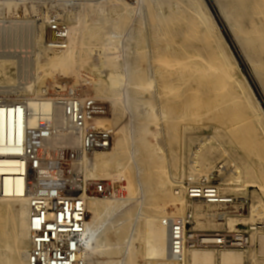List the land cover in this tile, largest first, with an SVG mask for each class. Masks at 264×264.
<instances>
[{
	"label": "bare ground",
	"instance_id": "6f19581e",
	"mask_svg": "<svg viewBox=\"0 0 264 264\" xmlns=\"http://www.w3.org/2000/svg\"><path fill=\"white\" fill-rule=\"evenodd\" d=\"M19 1H24V2L32 1V2H29L26 9L24 8L26 10L24 12L25 15H22L24 18L15 19V18H11L12 15L11 17H9L8 15L7 18H10V19L5 20V17L7 14L5 15L6 11L4 13V9L8 7L13 8L12 5L13 6L15 5L14 7H16L17 2ZM57 1H61L63 2L64 5H66L64 6V8H61L60 11H59V8H54L56 9L54 11L57 15V18L62 22H63L64 15L66 16L69 15L71 16L72 19H74V23L72 24V26L69 25L70 30H69V37H68V43H67L68 46L65 49H61V50H52L48 47V45H46L45 37L47 36L46 35L47 17H45L41 21L40 24H38L39 22L36 24L35 22L32 21L33 19L32 20L30 19L31 13L32 15L35 14L37 17V15L42 12L41 11L42 5L40 6L39 4H42V3L44 4L45 2H47V0H0V23L2 22L5 23V25L3 24V27H0V49L2 48L9 49L10 47L20 48L26 44H28L29 46L30 43L33 46H38L42 42L43 43L42 47L45 46L46 51L52 50L54 53V56L48 59L46 66L41 65L39 62H37L35 64V67L33 66V68H30L29 71H27L28 69L27 67L29 65H25V66L23 65L22 68L19 67V72L16 73L17 75L14 76L13 74L8 73L7 66H6L10 63V61H8L10 55L8 53H4L1 51L3 55L1 54L2 56H0V82L3 81V83H5L4 81H7L9 84L10 81L13 83V81L15 82L16 80L18 81L26 80V79L28 80L30 76L31 78L34 77V79L39 80L41 78L40 74H43L45 76L53 72L55 73L57 71H62L64 68L68 70V67L71 66L72 64H75L74 67L76 69L77 75L88 78L90 79V81L92 80L91 82H94L93 84V88H94L93 94L94 95L92 97H95V98H99L100 96L104 94L108 95L109 93L111 95L120 97L122 96V91H124L123 90L124 88H126L128 92L129 90L128 87L131 86L130 84L133 82L136 83L141 78H146V80L149 81L151 85L153 84L152 83L153 81L154 82L156 81V77L158 73L156 70L152 69L153 67L148 68L147 74L145 77L142 76V74L140 73L138 69H132L129 63H126L128 73H125V74L120 72V70L118 69V64L117 65L115 64L117 68H115L114 70H108V72H106V70L105 71L101 70V67L103 65L108 64L109 60L115 61V59H118L120 57L119 56L120 54L118 55L116 51L118 52L120 51L119 50L121 49L120 45H122L125 42L124 40H127L126 45H125V50H124L125 51L124 56L126 58L132 54H135L134 49H136L137 54L140 52L139 47H140L141 42L149 43L148 37L143 38L141 35V30L139 28H132L133 31L128 36V38L126 39L125 37H123L124 39L123 43H121L122 41L120 42V39L123 35L122 32H124L122 31V27L123 25H125V22L121 19V16L124 13L125 14L130 13V11L132 10V7L130 6V4H127V2H125L124 0H57ZM83 1L84 2L88 1L89 3L81 4L80 2H83ZM158 1H160L159 3H161V6L159 7V11H161L162 8L167 3H168V6L171 7V10L168 14L162 16V18L160 14H158L159 11H157V14H154L155 23L157 27L159 28L158 33L155 35V38H154V44L156 46L161 45V38L164 39L167 35H171V36L173 35V36H176L177 38L180 37L182 40L186 41V44L183 45V48L181 50H175L173 49L174 40L173 41L170 40V44L171 42L172 44L171 45L169 44L170 46L167 47L168 48L167 52L169 54L167 53L166 58L163 57V60H167V63H169L168 62L169 60L172 61L173 65L176 64L175 67L179 66V70H180V66H185L184 70H187L186 68H188L191 70V72L193 71L192 72L193 75H195L199 81H202V85L204 88L206 87V89L208 88L209 83H206V81L204 80L205 79L204 77L206 78L210 77L209 74L212 73L213 77L211 78H213V80L216 81V85L219 84V86L221 87V90L223 91L226 89L228 90V98L231 100V102L234 103V106L237 107V109H242L244 112L252 111L253 115L259 114L261 116V118L259 117V120L263 118V121H259L258 123L259 128L262 132V138H263L264 137L263 108L258 98H256L249 80L245 78L244 74L240 71L238 61L235 59L228 42L224 39L223 34L219 28V25L217 21H215L209 9L207 1L205 0H174L175 2L174 8L171 6V0H158ZM213 1L215 4V8L217 9L216 11H218L220 15L219 17L226 24L228 23V28L232 34V38L234 42L236 43L237 46H240V49L244 53V56H246L248 59L249 56L247 55L248 54L247 51L249 49L248 47L249 44L248 46L247 45L244 46L245 43L242 37L244 36V34L246 33L248 34L249 29L247 27L249 25H246L247 27L244 26V28L246 27V29H248L245 32L244 30L246 29L242 30L241 29L242 25L239 22L241 26L240 32L241 31L245 32V33L242 32L243 36L241 37L240 35L237 34V32H239V30L237 29L239 27L238 26L239 24L236 22V20L234 19L235 17H233L232 15L233 10L231 13V11H229L228 9L229 7L228 1L227 0H213ZM238 1L240 0H237V2ZM249 1L252 3L253 0H249ZM243 2H245V0H243ZM68 3H72V4L67 5ZM239 3L241 6V2ZM254 4L257 6L256 10L259 9L260 11H262L261 12L262 14L259 19L260 22H257V24L260 23L261 25L264 26V0H259L258 4H260L261 7L257 5V3H254ZM72 5L76 6L77 8L76 9L77 12L74 16H72V14L70 15L68 11L70 10L69 8L71 9L73 8L71 7ZM242 7H244V9L248 8V6L246 7V5L245 6L242 5L241 8ZM233 8H234V5H233ZM237 8H235L236 9L235 12L238 17V13H241V12L238 11L237 13V10L238 9L241 10V8H238V9ZM88 9L90 10L92 9L94 13L96 14L95 22H89L87 20L86 16H87ZM244 9L243 11L246 10ZM120 10H123V13H121L120 16L116 17V15L121 12ZM252 11H254V15L256 17L258 12H255V7ZM247 12H249L248 9H247ZM28 13L30 14L29 16H28ZM243 13L244 12H242V14ZM254 15H252L253 17L247 15L249 17H246L245 19L247 18L254 19L255 18ZM257 18L258 17H256V19ZM256 19H254V21ZM166 20H168L169 22L168 24L167 22L165 23ZM254 21L252 24H254ZM102 22H108L112 24V27L110 29H107V32H105L104 31L105 27L101 24ZM245 23L247 24V22ZM257 24H256V28L259 27L257 26ZM84 30L87 31L85 34V37L83 39H80L79 42H77L78 44L77 47L74 46L73 45L74 39L77 36H79L80 33H83ZM255 32L254 34H257ZM249 34L253 35L252 32ZM262 35L264 34L262 33ZM253 38L252 40H255L256 42V39H253ZM250 39H251V36H250ZM262 39H264V36L262 37ZM252 40H249V41L253 42ZM261 41H262L261 39L257 40L256 43H260ZM256 43H254V45H256ZM252 46L253 45L251 44V47ZM94 47L100 48L104 51L103 61L100 55H98L97 58L96 57L91 58L90 55ZM246 47H248V49H246ZM263 47L264 45L261 46V48ZM191 48H195V51H191ZM111 49L115 50L114 55L108 52ZM255 50H257L256 47H255ZM251 51L252 50H250V52ZM141 52L145 53V51H141ZM139 54H140L139 56H141V53ZM168 57H169V60H168ZM198 58L200 59L202 58L204 63L201 64V61L199 63ZM252 58H250V62L252 61L251 63H253L254 65L255 59L251 60ZM145 59L152 60L151 53H149ZM31 61L33 63V60ZM12 62L14 61L12 60ZM28 62L29 64L31 63L30 60H28ZM24 63H27V62L25 61ZM257 63L258 62L256 60V64ZM163 65H165V63ZM30 67H32V65ZM88 67L95 75L97 73L101 75L105 73L107 77V81L113 83L114 88H112L111 86L107 88L106 86H104L103 83L95 79L91 71H89V73L87 72ZM107 67L109 68V66ZM254 67L256 66L254 65ZM250 68L253 69V67H250ZM235 69L239 70L241 79L235 75ZM260 69L262 68L260 67ZM184 73L185 72L183 71V74ZM81 77L78 76V78H81ZM161 81L162 79L159 80V82ZM3 83H0V84H3ZM145 87L144 88L142 87V89H145ZM138 88L139 87H137V89ZM16 89H14L13 87L8 88V87L0 86V101L8 104V105L3 104L1 105L2 108L0 107V176H1V183H0V264H29L28 257L32 249L31 230H30V223H29L31 211H30L29 198L25 194L26 186L24 184V178L21 176L23 172H25L26 167L18 168V166L21 164V162L18 161V158L22 154V148L20 146H16L15 144L16 142L18 145L20 143L23 144L24 143L23 141L26 140L27 133L29 132V130L31 131V130L38 128L40 126L39 123L42 121L52 124V131H56V130L63 131L64 130V132L67 133L65 135L66 136L65 140L68 141L70 145H72L73 147H77L78 151H74L73 153H75L76 155L75 169H77L79 173H83L87 178L97 179L98 177L101 178L99 176L100 174L103 175V173L111 172L113 170V174L111 178L113 182L114 181L118 182L116 179H119V181H121V179L124 177H127L126 180L129 181V186H127L128 184L126 185L125 183H119L120 185L118 186V189L112 193V196H111L112 199H103V198L93 199L92 198L86 201L87 202L86 203V220H85L86 225H85L84 233L81 238L82 245H83L81 259L85 261V264H119V262L114 259L112 260V259L104 258V257L106 255L110 256L114 253L116 249H120L118 248L120 246L119 244L125 239L126 235H127V238L131 240V248L127 249L125 257L122 259L123 260L122 264H137L136 262L138 260L135 259L136 257L134 258L135 256L134 252L136 249L134 248V243L138 241L137 239H141L143 237L146 238L147 240L146 245L149 249L150 248L152 249V247L160 249L162 252H164L168 256L167 260H165L162 263H157V264H175V262L173 261V259L170 258V255H169V246H170L169 230L165 224L166 220L164 221L163 218L160 217V214L164 211L163 210L164 208L161 207L160 201L161 202L163 201L171 202L172 201L175 204V206L179 208V211L186 210L185 208L187 204H188L187 206L191 207L195 203H190L189 201H188L189 203L185 202L186 197L183 199V196H182V194L185 195L184 190L182 191V186H181L182 181L177 180L176 178H174L173 175H170L168 178H157L156 177L157 180L151 181V182H149V180L147 179L149 176L147 178L146 176L144 177L143 172L145 168H149L151 164L153 165V163L157 161L154 159L157 156L153 158V153L154 152L156 153L164 152V148L162 145V141H159V143H157L154 146L150 144V141L148 140L149 138L148 137L146 138L147 134H144V136L141 135L142 137L146 138L145 140L144 138L142 139V137H140V133L145 129V127L142 128L144 126L143 124L145 122L148 124V121H145V122L141 121L142 124L138 122L140 121V119L141 120L148 119L151 115L155 116L154 118L151 117L153 120L157 118L156 115L160 116L162 119L164 116V111H162L161 109L157 107H153L150 103H148V105L146 106L148 107L147 110L145 112H142L140 116H138V119L134 117V124L132 125V127H129V131H127L129 135V141H130L129 146L127 148L125 147V142H124L125 139L121 135L122 131H118V133L114 134L112 144L109 149L94 152L92 153L91 157H88L83 152L79 151V150H83L82 139H83L84 132L72 126V124L69 122V120L67 119L65 115L64 107H59L53 104L51 100L39 99L36 97L35 94H32V96L28 97L26 100H22L21 98H15L14 96H11L10 99L7 100L4 97L5 95H10L14 93L16 94L17 92H19L18 90L19 87L17 91ZM32 90H33V87L31 86L30 92ZM39 92H46V88H41L40 90H37V93ZM210 96H215V94L210 93ZM74 97L76 99L83 100V98L81 99V98H78L77 96H74ZM188 104L189 102H183L181 104V107L186 108L188 107ZM105 121L106 120L98 118L96 119L95 125L98 126L99 129L107 127L108 125H107V122ZM145 132H147V130ZM54 134L52 133L51 136H53ZM32 140L39 142L40 152L43 155L44 160H45V162L43 163V167L41 168L39 172L40 177L42 179L46 177V174L48 173V171L55 164L53 163L52 158L56 157L58 159L61 156L62 150L60 149L58 150L59 152H56L54 149L52 148L50 149L44 143L43 138H41L38 134L36 136V133L33 134ZM257 148L258 147H256V149ZM65 150L71 152L72 149L70 150L66 148ZM199 151L200 149L198 150V152ZM197 157H198V154L193 155V159H194L192 160L193 165L198 163ZM261 157L264 158V153L262 154ZM161 159L162 160L164 159L163 156H161L159 160ZM201 168L202 166L200 167L196 166L193 170L191 169L188 176H195V177L201 176L200 174L202 173ZM134 169L136 170V175L138 172V178H139L138 180L140 181L142 185L141 187H143V194H144V195L142 194L144 197L143 198L144 208H143L142 213H140L139 216H137V214H134L133 212L131 213V212H126L125 210H123L125 209L124 207L126 205L127 206L129 205L127 203V200H130L131 198L129 197L128 199V196H131L135 190L134 189L135 183L132 180ZM220 169L221 170L224 169V165L220 166ZM179 178L181 179L184 178L183 172L181 173ZM111 197H108V198H111ZM131 197L133 198V196ZM131 202L133 201H130V203ZM127 206L126 208H128ZM204 206L206 208H210L211 206L216 207V205H210V206L204 205ZM258 207H260L259 204H258ZM199 208H200L199 206L196 207V209H199ZM191 209H188L186 212H188ZM192 210L194 211V213L198 211L195 209H192ZM259 214H264V213H262L261 211L259 212L256 207L254 210L250 209L248 216L251 215L255 217ZM214 215L215 214L213 211L207 212V216L209 217L214 216ZM171 217H174V216L171 215V216H167L164 218L168 219ZM219 217H220L219 220L223 221L224 214L219 215ZM232 222H235V221L231 220L230 224H232ZM260 233H261L260 231L254 232L252 237H253V241H258V250L260 251L259 253H262L264 252V234H260ZM107 234H111L112 238L109 239ZM254 254L255 252L253 251L251 254L252 259H255ZM98 256H100V258L103 256V258L99 259ZM184 258H185V264H246V260L242 256V253L237 249L220 251L219 254H216L213 250L209 251V250H204V249H192L191 251L185 252ZM144 259L146 260V264H154V261H152V259L146 256Z\"/></svg>",
	"mask_w": 264,
	"mask_h": 264
},
{
	"label": "rangeland",
	"instance_id": "374dc122",
	"mask_svg": "<svg viewBox=\"0 0 264 264\" xmlns=\"http://www.w3.org/2000/svg\"><path fill=\"white\" fill-rule=\"evenodd\" d=\"M48 1L50 0H47V2H45L44 4L43 3L39 4L40 6L42 5L41 11L43 13L47 12V9L51 8L48 5ZM124 1L127 2V4H130L132 10L130 11V13H126V14L124 13L121 16V19L125 22V25H123L122 27V31L124 32H122L123 35L120 39V42L122 41L121 43H123L124 40L123 37H125L126 39L128 38V36L133 31L132 28H139L141 30L142 37L143 38L148 37L149 43L141 42L139 47L140 52L138 51L139 53H141V56H139L140 54L139 53L137 54L136 49H134L135 54H132L126 58L124 56L125 55L124 50L127 40H124L125 41L123 43L124 45L123 44L120 45L121 47V49H119L120 51L119 52L116 51L118 55L120 54L119 55L120 57L118 59H115V61L109 60L108 64L103 65L101 67V70L102 71L106 70V72H108V70H114L115 68H117L116 65L118 64V69L120 70V72L125 74L128 73L126 63H129L132 69H138L142 74V76L145 77L148 68L153 67L152 69L156 70L158 74L156 77V81L155 82L153 81L152 85L149 83V81L146 80V78H141L136 83L133 82L130 84L131 86L128 87L129 89L128 92L127 89L124 88L123 89L124 91H122V96L120 97L111 95L109 93L108 95L104 94L99 98H95L92 97L94 95L93 94L94 82H91L92 80L90 81V79L88 78L77 75L76 69L74 67L75 64H72L71 66L68 67V70L64 68L65 70L63 69L62 71H57L55 73L53 72L45 76L43 74H40L41 78L39 80L34 79V77L31 78L30 76L28 80L27 79L20 80L21 82L16 80L15 82L13 81V83L10 81L11 83L9 82L8 84L7 81H4L5 83H3L2 81L0 82L3 83L0 84L1 87L2 86L8 88L13 87L14 89L16 88L18 89L19 87L18 89L19 92H17L16 94L14 93L10 95H5L4 97L7 100L10 99L11 96H14L15 98H21L22 100H26L28 97L32 96V94H35L37 98L51 100L53 104L59 107H63L61 104V100L69 96H77L78 98L81 99L92 98L108 108V113L99 117L100 119L106 120L105 122H107L108 125L107 127L101 129L111 132L112 140L114 134L118 133V131H122L121 135L125 139L124 142L126 148L129 146L130 143L129 135L127 131H129V127H132V125L134 124V117L138 119V116H140L142 112H145L147 110L148 107L146 106L148 105V103H150L153 107H157L161 109L162 111H164V116L162 119L160 116L156 115L157 118H155L154 121L152 118H154L155 116L151 115L146 120L140 119V121H138L140 122V124H142L141 121L142 122L148 121V124L146 122L143 124L144 126L142 128L145 127V129L140 133V137L144 136V134H147V136L146 135L145 136L146 138L147 137L149 138L148 140L150 141V144L154 146L157 143H159V141H162V145L164 148V152L153 153V158L157 156L160 159L161 156H163L164 159L159 160L157 157L154 158L157 161H155L153 165L151 164L152 166L150 165L149 168H145L143 172L144 177L146 176L147 178L149 176L147 179L149 180V182H151L157 180V178H168L170 175H173L174 178L182 181L184 180V178H186L189 175L191 169L193 170L196 166L197 167L202 166L201 168L202 173L200 174L202 176H207L209 175V173L215 172L216 175L215 182L220 187V190L223 193V195L233 196L234 198L238 199V202H236L230 207L211 206L210 208H206L201 203H195L191 207L187 206L188 205L187 204L185 208L186 210L179 211V208L175 206V204L172 201L171 202L173 204L169 201H163V202L160 201L161 207L164 208L163 209L164 211L160 214V217H162L163 220L165 221L167 219H165L164 217L171 215L174 217L182 216L186 213L188 209L192 208L198 210L197 212H195L196 213L195 217L197 218L196 223L193 226L195 230H199L201 232H206V233L223 232V231L231 232L235 230H240L242 232H246L250 235L251 234L253 235L254 232L251 231L250 228L253 225L262 223L264 221V214H259L257 216L254 215L255 217H253L251 215L248 216L249 211L250 209L254 210L257 207V210L259 212L261 211L262 213H264L263 212L264 205L262 206L263 209L261 207H258L259 203L256 194L252 196V198L248 199V197H246L243 194V189L247 191L249 184H256L257 174L264 170V158L261 157L262 154L264 153V140H263L264 137L262 138V132L258 125L259 121H263V118L259 120V117L261 118L259 114L253 115L252 111L244 112L242 109H237V107L234 106V103L231 102V100L228 98V90L227 89L224 91L221 90L219 84L216 85V81H214L213 78H211L213 77L212 73L209 74L210 77L207 78L204 77L206 83H209L208 88L206 89V87L205 88L203 87L202 81H199L196 78V76L193 75L192 73L193 71L191 72V70L188 68H186L188 71L184 70L185 66H180V70H179V66L175 67L176 64L173 65L172 61L169 60V57H168L169 63H167V60H163V57L166 58L168 53L167 47H169L172 44V42L170 44V40L172 41L174 40L173 49L175 50H181L183 48V45L186 44V41L182 40L180 37L177 38L176 36L173 35L172 36L167 35L164 39L161 38V45L156 46L154 44L155 35L158 33L159 30V28L155 23L154 14H157V11H159V7L161 6V3H159L160 1L158 0H124ZM29 2L32 1H27V2L19 1L17 2L16 7H14L15 5L14 6L12 5L13 8L8 7L6 8L7 10L4 9V13L6 11L5 15L7 14L5 20L10 19L7 18L8 15L9 17H11L12 15L11 18L23 19L24 17L22 15H25L24 12L26 11L25 9L27 8ZM80 3L85 4L89 2L83 1ZM70 4L72 3H68V5ZM171 6L174 8L175 6L174 0H171ZM17 7L19 10L17 9ZM71 7L73 8L72 9L69 8L70 10L68 11L70 15L72 14V16H74L77 12L76 10L77 8L74 5H72ZM60 9L61 8H59V11ZM89 10L90 9L87 10V16H86L87 20L89 22H95L96 14L92 9L90 11ZM170 10L171 7H169L167 3L162 8V10L158 12V14H160L162 18V16L168 14ZM7 11L9 14L7 13ZM120 11L121 12L118 13L116 17L120 16V14L123 13V10ZM29 15L30 14L28 13V16ZM31 15H30L31 17L30 19L31 20L33 19L32 21L37 24L38 22L35 20L36 15L35 14H33L35 16L33 15L31 16ZM63 22H65L66 25L72 26V24L74 23V19H72L71 16L69 15L68 16L64 15ZM166 22L167 24L169 23L168 20H166L165 23ZM3 24L5 25V23L3 22L0 23V27H3ZM101 24L105 27L104 29L105 32H107V29H110L112 27V24L108 22H102ZM86 32L87 31L84 30L83 31L84 34L80 33L79 36H77L74 39V44H73L74 46L76 47L78 46L77 42H79L80 39H83L85 37ZM46 40H47V36L45 37V42ZM42 45H43L42 42L38 46H33L30 43L29 46L28 44H26L20 48L10 47L9 49L7 48L0 49V56H2L3 55L2 52H4V53H8L10 57H12V58L9 57V60L7 59L8 61H10V63L8 64L9 66L6 65L8 73L13 74L14 76L17 75L16 73L19 72V67L22 68L23 65L24 66L29 65L27 67L28 69L26 68L27 71H29V69L33 68V66L35 67V64L37 62H39L41 65L46 66L48 59L52 58L54 56V53L52 50L46 51L45 50L46 47L45 46L42 47ZM141 51H145V53ZM191 51H195V48H191ZM103 52L104 51L102 49L94 47V49H92L90 56L91 58H95V57L97 58V56L100 55L103 61L104 60ZM108 52L111 53L112 55L115 54L114 49H111ZM142 53H144L145 56ZM147 53L148 54L151 53L152 60L145 59L148 55ZM32 56L34 57V59ZM12 60L14 62H12ZM28 60H30L31 63H32L31 60H33L34 64L33 63L29 64ZM25 61L27 63H24ZM198 61L199 63L201 61V64L204 63L202 58L201 59L198 58ZM160 62H162L163 64L165 63V65H163ZM31 65L32 67H30ZM107 66H109V68ZM89 71L91 70L88 67L87 72L89 73ZM183 71L185 72L184 74ZM92 74L95 77V79L103 83L104 86H106L107 88H109L110 86L114 88V84L107 81V77L105 73L102 75L97 73L95 75L92 72ZM235 75L241 79V75L239 74L238 69H235ZM78 76L81 78H78ZM159 78L162 79L161 82H159L160 80ZM148 83L150 84V86ZM31 86L33 87V90L30 92ZM141 86L143 88L145 86L146 87L145 89H142ZM137 87L139 88L137 89ZM41 88H46V92L37 93V90H40ZM210 93L215 94V96H210ZM183 102H189L188 107L186 108L181 107V104ZM156 120L158 121V123ZM146 130L147 132H145ZM52 133L55 134L51 136V138L48 137L43 139L44 143L50 149L52 148L56 152H59L58 150L61 149L62 150L61 154H63V150L64 152L66 151L65 150L66 148L70 150L72 149L71 152L78 151L77 147H73L72 145H70L68 141L65 140L66 137L65 135L67 133L64 132V130L63 131L56 130V131H52ZM143 138L144 140L146 139L145 137H142V139ZM256 147L258 148L256 149ZM199 149L200 151L198 152ZM79 151L83 152L88 157L92 156V154L88 155L83 150H79ZM194 154H198L197 157L198 163L193 165L192 160H194L193 159ZM52 160L53 163H55V161H57V158L54 157L52 158ZM222 165H224V169L221 170L220 166ZM182 172L184 178L181 179L179 178V176L181 175ZM112 174H113V170L111 172L103 173V175L100 174L99 176L101 178L98 177L97 179H103L112 182L113 192H115L118 189V186L120 185L119 183H125L126 185L128 184L127 186H129V181L126 180L127 177H124L125 179L122 178L121 181H119V179H116L118 182L116 181L113 182V180L111 179ZM138 179H139L138 172L136 175V170L134 169L132 180L135 183L134 184L135 190L131 195L133 196L134 199L131 196H128V199L129 197L131 198L130 200H127V203L129 205L126 206L128 208H126L125 206L124 207L125 209H123L126 212H131V213L133 212L134 214H137V216H139L140 213H142L144 208L143 187H141L142 185ZM243 179H244V183H243ZM261 189L264 195V186H262ZM182 196L183 199L186 197L184 194H182ZM103 199H112V197L103 198ZM130 201L133 202L130 203ZM137 202H139L140 204ZM185 202L189 203L188 199L185 198ZM197 206H199L200 208L196 209ZM211 211H213L215 215L211 217L207 216V212H211ZM221 214H224L223 221L219 220L220 218L219 215ZM231 220L235 222H232V224H230ZM260 232H261L260 234H264L263 229L260 230ZM107 236L109 239L112 238L111 234H107ZM144 238L145 237L141 239H137L138 241L134 243V248H136L134 252L135 253L134 258L136 257L135 259L138 260L136 262L137 264H146V260L144 259L145 256L152 259V261H154V264L162 263L168 259V256L160 249L153 247L152 249L151 248L149 249L146 245L147 240L145 238L146 240L145 241ZM119 245L120 246L118 248L120 249H116L112 255L110 256L106 255L104 258H109L112 260L114 259L118 261L119 264L120 263L122 264L123 262L122 259L125 257L127 249L131 248V240H129L126 235L125 239ZM145 247H147L149 250ZM197 249H204L209 251L213 250L216 254L220 253L219 251H215L214 249H205V248H197ZM239 251L242 253V256L245 258L246 264H264V252L259 253L260 251L258 250V241H253V246L250 249L246 251H242V250ZM253 251L255 252L254 254L255 259H252L251 256ZM98 258L101 259L103 258V256L101 258L100 256H98Z\"/></svg>",
	"mask_w": 264,
	"mask_h": 264
},
{
	"label": "built area",
	"instance_id": "2783aa9c",
	"mask_svg": "<svg viewBox=\"0 0 264 264\" xmlns=\"http://www.w3.org/2000/svg\"><path fill=\"white\" fill-rule=\"evenodd\" d=\"M48 5L51 8L46 13L38 14L35 19L40 24L47 17L46 45L52 50L65 49L68 46L69 25L57 18L54 8L66 5L57 0L48 1ZM3 104L8 105L0 101L1 108ZM61 104L72 126L84 132L82 143L85 153L91 155L110 148L112 133L95 125L97 118L108 113L105 105L92 98L80 100L74 96L62 99ZM39 124L38 128L29 130L23 144H15L22 148V154L18 158L21 164L18 168L26 167L21 176L24 178L25 194L29 198L31 211L29 223L32 249L28 263L85 264L81 259V238L86 225V201L111 197L113 185L110 181L87 178L79 173L75 169L76 155L69 151L63 152L46 177L41 179L39 172L45 160L40 152L39 142L32 140V136L36 133V136L38 134L43 139L50 137L52 124L45 121ZM215 177V172H211L207 176L184 178L181 186L188 201L222 207H230L238 202L237 198L222 194ZM196 219L191 209L182 216L171 217L165 221L169 230V255L175 264H185V252L192 249L246 251L253 246L252 234L240 230L201 232L193 227ZM263 228L264 221L250 229L257 232Z\"/></svg>",
	"mask_w": 264,
	"mask_h": 264
},
{
	"label": "crops",
	"instance_id": "0c3cea01",
	"mask_svg": "<svg viewBox=\"0 0 264 264\" xmlns=\"http://www.w3.org/2000/svg\"><path fill=\"white\" fill-rule=\"evenodd\" d=\"M212 2H213V4H214V1L213 0H211ZM228 1V9H229V11H231V13H232V10H233V17H235L234 19L236 20V22L239 24H237L238 26V30H239V32H240V28H241V26H240V23H241V25H242V30L243 29H246V25H249L247 28L249 29H246V30H244L245 32L248 30L249 32H248V34L246 33V34H244L245 32L244 31H241L240 33L239 32H237V34L238 35H240L241 37L243 36L242 35V32H244L243 34H244V36H245V38H244V36L242 37L243 38V41H244V46L245 45H247L248 46V44H249V49L250 50H252L251 52H250V50L248 49V47H246V49H248V51H247V55L249 56V58L247 59V57L246 56H244V53L241 51V49H240V46H237L236 45V43L234 42V40H233V38H232V34H231V32H230V30H229V28H228V23L226 24L224 21H222V19L220 18V20L222 21V23H223V25H224V27L226 28V30H227V32L229 33L228 34V36L230 37V39L233 41V43H234V45H235V47H236V50H237V52H238V55L240 56V59L243 61V63H244V65H245V67L247 68V70H248V72H249V75H250V77H251V79H253V81H254V83H255V85H256V87H257V89H258V92H259V94H260V96H261V98H263V100H264V47L263 48H261V46L262 45H264V42H262V41H264V39H262V37L264 36V35H262V33L264 34V26L263 25H261L260 23H258V24H260V25H258L257 24V22H260V16H261V12L262 11H260L259 9H257L256 10V8H257V6L254 4V3H257V5H259L260 6V4H258L259 3V0L257 1V0H253L252 1V3L249 1V0H245V2H243V0H240V1H238L237 2V0H227ZM232 1H233V3H232ZM257 1V2H256ZM239 2H241V6L243 5V6H245L246 5V7L248 6V11L249 12H247V9L245 10L244 9V7H242L241 8V6H240V3ZM246 2H247V4H246ZM250 2V3H249ZM237 3V4H236ZM239 4V5H238ZM245 4V5H244ZM232 5V6H231ZM233 5H234V8H233ZM231 6V7H230ZM252 6H253V8H252ZM214 7H215V4H214ZM241 8V10L240 9H238V8ZM250 7V8H249ZM254 7H255V12H258L257 13V16L256 17H258L257 19H256V17H255V15H254V11H252L253 9H254ZM261 7V6H260ZM235 8H237L238 10H237V13H238V11H240L241 13H238V17H237V14H236V12H235ZM259 8V7H258ZM216 9V8H215ZM231 9V10H230ZM243 9L246 11H243ZM217 10V9H216ZM260 11V12H259ZM217 12V14H218V16H220L219 15V13H218V11H216ZM242 12H244L243 14H242ZM234 14H235V16H234ZM256 14V13H255ZM242 15V16H241ZM247 15H249V16H251V17H253L252 15H254V19H256L255 21H254V19H251V18H247V19H245L246 17H249V16H247ZM241 16V17H240ZM236 17H237V19H236ZM245 19V20H244ZM253 21H254V24H252L253 23ZM240 22V23H239ZM242 22H243V24H242ZM245 22H247V24L245 23ZM250 22H251V24H250ZM255 22H256V24H257V26H259L260 27V29H259V27H257L256 28V24H255ZM250 25H251V27H250ZM253 25V26H252ZM244 26H246L245 28H244ZM262 26V27H261ZM255 27V28H254ZM251 28V29H250ZM237 30V31H238ZM257 30V31H256ZM255 33H257V34H254V32ZM260 31V32H259ZM263 31V32H262ZM253 33V35L251 34H249V33ZM251 36V39H250V36ZM261 35H262V37H261ZM239 36V37H240ZM248 37V38H247ZM254 37V38H253ZM242 38H241V40H242ZM248 40H247V39ZM252 38L253 39H256V42H257V40H262L260 43H256L255 42V40H252ZM246 40H247V42H246ZM249 40H252L254 43H256V45H254V43L253 42H251V41H249ZM259 42V41H258ZM251 44L253 45L252 47H251ZM260 46V47H259ZM254 47V48H253ZM255 47L257 48V50H255ZM259 47V48H258ZM254 49V50H253ZM240 50V51H239ZM233 53V52H232ZM242 53V54H241ZM253 53V54H252ZM251 54V55H250ZM262 54V55H261ZM234 55V54H233ZM242 55V56H241ZM253 58H252V57ZM235 57V56H234ZM257 59H256V58ZM263 57V58H262ZM250 58H252L251 60H253V59H255L253 62H254V65L256 66V67H254V65H253V63H251L250 62ZM236 59V58H235ZM256 60H257V62L259 63H257L256 64ZM238 61V60H237ZM238 64H239V62H238ZM239 67H240V65H239ZM250 67H253V69L252 68H250ZM260 67L262 68V69H260ZM241 68V67H240ZM254 69H255V71H254ZM251 72H250V71ZM241 71H242V69H241ZM257 72V73H256ZM242 73H243V71H242ZM244 74V73H243ZM256 74V75H255ZM259 74V75H258ZM254 77H253V76ZM258 75V76H257ZM261 75V76H260ZM245 76V75H244ZM246 78V77H245ZM262 79V80H261ZM262 81V82H261ZM260 82V83H259ZM258 84V85H257ZM263 94V95H262ZM244 178V177H243ZM245 179V178H244ZM244 179H243V183H244ZM257 183L256 184H249V186H248V189H247V191L245 190V189H243V194L246 196V197H248V199H250V198H252V196H254L255 194H256V197H258V203H259V206L260 207H262L263 205H264V195H263V193H262V186H264V170L262 171V172H260V173H258L257 174Z\"/></svg>",
	"mask_w": 264,
	"mask_h": 264
},
{
	"label": "water",
	"instance_id": "95a60500",
	"mask_svg": "<svg viewBox=\"0 0 264 264\" xmlns=\"http://www.w3.org/2000/svg\"><path fill=\"white\" fill-rule=\"evenodd\" d=\"M205 1H207L209 9H210L215 21H217V23L219 25V28H220V30H221V32L223 34L224 39L228 42V44H229V46H230V48H231L236 60H238L239 65H240L245 77L249 80L250 85L252 87V90L254 91V94H255L256 98H258V100H259V102H260V104H261V106L263 108V111H264V100H263V98H261V96H260V94L258 92V89H257V87H256V85H255V83L253 81V79H251L247 68L245 67L243 61L240 59V56L238 55V52L236 50V47H235L233 41L228 36L226 28L224 27L222 21H220V18L218 16L217 12H216V9L214 7L213 2L211 0H205Z\"/></svg>",
	"mask_w": 264,
	"mask_h": 264
}]
</instances>
